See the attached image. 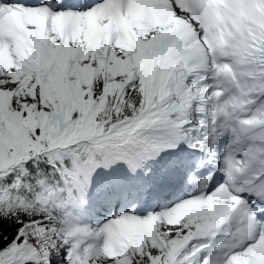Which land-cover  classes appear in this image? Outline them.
I'll return each instance as SVG.
<instances>
[{
	"label": "snow or ice",
	"instance_id": "obj_1",
	"mask_svg": "<svg viewBox=\"0 0 264 264\" xmlns=\"http://www.w3.org/2000/svg\"><path fill=\"white\" fill-rule=\"evenodd\" d=\"M0 264H264V0H0Z\"/></svg>",
	"mask_w": 264,
	"mask_h": 264
}]
</instances>
